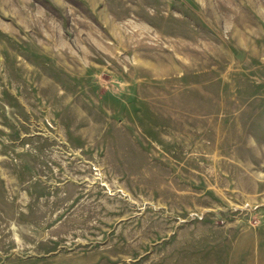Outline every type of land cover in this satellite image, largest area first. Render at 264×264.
Instances as JSON below:
<instances>
[{
  "label": "rangeland",
  "instance_id": "1",
  "mask_svg": "<svg viewBox=\"0 0 264 264\" xmlns=\"http://www.w3.org/2000/svg\"><path fill=\"white\" fill-rule=\"evenodd\" d=\"M0 264H264V0H0Z\"/></svg>",
  "mask_w": 264,
  "mask_h": 264
}]
</instances>
